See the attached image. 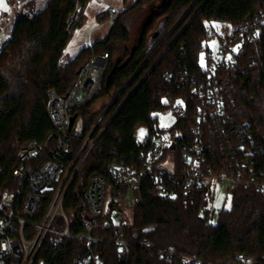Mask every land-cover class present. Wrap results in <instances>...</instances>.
I'll return each instance as SVG.
<instances>
[{
  "label": "trees",
  "instance_id": "trees-1",
  "mask_svg": "<svg viewBox=\"0 0 264 264\" xmlns=\"http://www.w3.org/2000/svg\"><path fill=\"white\" fill-rule=\"evenodd\" d=\"M142 1L134 0L114 18L103 40L80 48L66 64L61 62L63 53L72 31L82 25L89 0H48L41 10L16 18L10 38L0 50V188L12 184L9 178L18 164L19 146L34 138L42 141L53 131L46 112L48 92L65 96L80 67L101 50L111 56L117 43L127 42L121 15ZM262 7L264 0H168L143 22L127 57L106 64L97 93L70 111L80 117V130L73 125L69 131L74 152L87 135L93 141L90 148L89 143L82 146L76 164L83 160L63 200L70 233L81 230L80 218L87 210L83 192L92 173L101 174L111 184L106 165L112 158H125L127 165L141 164V151L152 134L161 131L154 112L182 98L187 108L176 118L169 135L187 133L192 100L182 81L201 75L212 60L205 55V64L199 63L209 37L204 21L229 22L232 33L239 34L242 21ZM71 14L78 20L70 26ZM259 27L255 40L243 38L236 63L221 74L220 83L231 120L250 124L264 168V22ZM206 136L212 158L221 157L218 141L224 138L222 134L208 128ZM215 185L208 183L187 197L168 198L159 193L150 175L141 176L138 200L129 207L125 229L129 253L123 264H165L156 250L167 244L174 245L180 255L212 264H226L240 251L264 253V194L242 185L226 187L231 206L214 213ZM92 234L91 249L101 264H120L111 223L102 226L99 221ZM141 238L155 249L138 244ZM68 246L66 251L46 256L43 264H69L75 241H68Z\"/></svg>",
  "mask_w": 264,
  "mask_h": 264
},
{
  "label": "built area",
  "instance_id": "built-area-1",
  "mask_svg": "<svg viewBox=\"0 0 264 264\" xmlns=\"http://www.w3.org/2000/svg\"><path fill=\"white\" fill-rule=\"evenodd\" d=\"M261 22H264V7L242 21L243 30L239 34H233L231 29L224 36L215 58L201 75H190L182 81L188 86L192 100L186 134L175 132L173 136H165L164 130L156 131L141 151L140 165H127L125 158H112L106 165L113 180L111 184L101 174L89 176L83 192L87 210L81 215V230L77 233H70V221L62 204L83 160L76 164L78 154L85 143L90 148L93 141L87 135L74 152L69 131L75 121L69 129L70 111L97 93L107 54L96 55L80 67L76 82L65 96L50 90L46 112L53 131L42 141L34 138L19 146L18 164L9 178L12 184L0 188V264H43L46 256L66 251L70 240L75 241V247L69 264H101L91 249L93 229L99 221L102 226L108 222L113 226L115 252L118 262L123 264L129 253L125 237L126 209L136 204L140 178L146 174L152 177L159 193L168 198L190 196L208 183L228 188L242 185L264 194V168L258 158L260 147L248 122H234L229 117L220 83L221 74L236 63L243 38L255 40ZM177 100L180 105L173 108L176 118L187 108L185 100ZM208 128L224 137L218 141L221 157L217 159L212 158L207 148ZM107 187L117 200L107 202ZM104 216L107 219L102 220ZM138 244L155 249L145 238ZM156 256L165 264H212L198 257L180 255L172 244L156 250ZM226 264H264V253L236 252Z\"/></svg>",
  "mask_w": 264,
  "mask_h": 264
},
{
  "label": "rangeland",
  "instance_id": "rangeland-1",
  "mask_svg": "<svg viewBox=\"0 0 264 264\" xmlns=\"http://www.w3.org/2000/svg\"><path fill=\"white\" fill-rule=\"evenodd\" d=\"M47 1L48 0H29L26 5L19 6L20 8L16 9L17 6L15 5L21 2V0H3V3L0 4V9L7 12L8 10L5 11L4 6H6L7 9L12 7L14 9L12 12L15 16L20 17L30 15L41 10ZM167 1L168 0H144L138 7L122 14L120 21L128 32L127 42L117 43L112 55L108 56L103 62L107 64L108 62H116V60L119 59L124 60L127 57V53L135 45L143 26V22L153 11H158L161 6H164ZM132 2L133 0H127V2L123 5L122 0H89L84 10L82 25L80 28H76L72 31V36L63 53L61 62L66 64L80 47L89 44L91 41L95 42L103 40L107 35L108 29L113 23L114 18L131 5ZM76 20H78V17L75 14H71L68 16L67 21L71 26L72 22ZM204 24L209 37L206 41V51L201 52L199 55V63L202 66L206 62L205 55H207L208 58H215L221 40H223L224 36L229 34L232 29L230 28L231 24L229 22L227 23L220 20L211 19L204 21ZM103 52L104 51L101 50L97 55H102ZM96 62H99V60ZM179 105V101L174 100V103L169 105V107L165 110L153 113V116L157 118L158 127L164 130L165 136L169 135V132L172 130V126L176 121V114L174 113L173 108L179 107ZM74 128L77 131L80 130V117L76 118ZM108 188L109 187H107L106 191L107 202L110 200H117V197L113 195L112 190ZM229 198L230 193L227 192L225 185H215L214 200L212 203L214 213H217V211L223 206L228 207ZM130 215L131 209L128 207L126 209L127 223L129 222Z\"/></svg>",
  "mask_w": 264,
  "mask_h": 264
},
{
  "label": "crops",
  "instance_id": "crops-1",
  "mask_svg": "<svg viewBox=\"0 0 264 264\" xmlns=\"http://www.w3.org/2000/svg\"><path fill=\"white\" fill-rule=\"evenodd\" d=\"M28 1L29 0H21V2H19L17 5H15V6H17L16 9L20 8L19 6L26 5L28 3ZM126 2H127V0H126ZM133 2H134V0H133ZM125 3H123V5ZM10 5H11V2H10ZM13 10L14 9L12 7L10 9H8L7 12H4L0 9V49L6 43V41L10 38L11 32L13 30L15 20L17 18L15 16V14L12 12ZM91 43H92V41L89 44H86L84 46L90 45ZM80 48H82V47H80ZM79 49L77 50V52L79 51Z\"/></svg>",
  "mask_w": 264,
  "mask_h": 264
},
{
  "label": "water",
  "instance_id": "water-1",
  "mask_svg": "<svg viewBox=\"0 0 264 264\" xmlns=\"http://www.w3.org/2000/svg\"><path fill=\"white\" fill-rule=\"evenodd\" d=\"M157 33H158V32L155 31V32L153 33V36H156ZM75 118H76V114H73V115L70 116L69 129L72 127L74 121L76 120Z\"/></svg>",
  "mask_w": 264,
  "mask_h": 264
},
{
  "label": "snow or ice",
  "instance_id": "snow-or-ice-1",
  "mask_svg": "<svg viewBox=\"0 0 264 264\" xmlns=\"http://www.w3.org/2000/svg\"><path fill=\"white\" fill-rule=\"evenodd\" d=\"M2 3H3V0H0V4H2ZM4 10H5V11L8 10L6 6H4ZM229 59H231V57H229ZM141 134H143V133H141ZM230 199H231V198H229V204H228V207L231 206V205H230Z\"/></svg>",
  "mask_w": 264,
  "mask_h": 264
}]
</instances>
